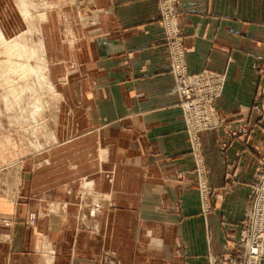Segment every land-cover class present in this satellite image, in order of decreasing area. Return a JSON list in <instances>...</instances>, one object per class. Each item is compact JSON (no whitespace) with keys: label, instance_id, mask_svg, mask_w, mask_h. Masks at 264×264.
Returning a JSON list of instances; mask_svg holds the SVG:
<instances>
[{"label":"crops","instance_id":"obj_1","mask_svg":"<svg viewBox=\"0 0 264 264\" xmlns=\"http://www.w3.org/2000/svg\"><path fill=\"white\" fill-rule=\"evenodd\" d=\"M70 2L66 21L60 11L59 19L49 13L42 34L52 78L77 73L66 85L82 89L89 112L83 119L97 125L85 136H94L98 149L90 161H67L62 184L70 186L77 178L69 176L87 169L78 179L92 178L110 203L95 217L86 211L91 218L78 224L67 205L46 213L41 196L33 203L17 200L9 213L0 199V264H209V255L224 257L240 236L264 150V112L253 109L264 87V0H179L188 69L225 73L216 107L249 127L225 148L222 129L201 135L214 191L207 213L159 1ZM112 137L119 139L106 140ZM31 213L34 225L28 224Z\"/></svg>","mask_w":264,"mask_h":264},{"label":"rangeland","instance_id":"obj_2","mask_svg":"<svg viewBox=\"0 0 264 264\" xmlns=\"http://www.w3.org/2000/svg\"><path fill=\"white\" fill-rule=\"evenodd\" d=\"M70 1L0 0V199H5V207H9L5 212L9 213L17 200L33 203L41 196L46 213L67 205L72 213H77L80 224L95 217L97 210L110 200L98 191L92 178L78 179L87 169L69 176L68 181L77 178V182L76 179L70 186L62 184L66 182L67 161H90L98 149V140L85 136L97 125L83 119L89 112L87 105L81 103L82 89L66 85L77 73H58L52 78L42 34L49 13L59 19L60 11L64 19L66 4L72 5ZM70 13L78 15L76 11ZM80 79L78 73L75 80ZM96 96L90 89V98L94 100ZM113 138L119 139L106 140ZM86 211L91 217L83 215ZM31 214L28 224L34 225ZM5 223L12 220L5 219Z\"/></svg>","mask_w":264,"mask_h":264},{"label":"built area","instance_id":"obj_3","mask_svg":"<svg viewBox=\"0 0 264 264\" xmlns=\"http://www.w3.org/2000/svg\"><path fill=\"white\" fill-rule=\"evenodd\" d=\"M163 30L169 47L171 73L175 79L189 149L193 156L203 212L211 209L213 188L209 183L206 154L201 135L208 130H223L222 147L237 135L248 133L247 124L224 118L216 107L226 83V74L209 69L191 72L186 61L184 37L179 21V0H158ZM264 87L256 95L253 109L264 112ZM202 207V208H203ZM36 215L31 214V222ZM210 256V264H264V150L255 168L241 232L233 245H228L224 257ZM222 261V262H221Z\"/></svg>","mask_w":264,"mask_h":264},{"label":"bare ground","instance_id":"obj_4","mask_svg":"<svg viewBox=\"0 0 264 264\" xmlns=\"http://www.w3.org/2000/svg\"><path fill=\"white\" fill-rule=\"evenodd\" d=\"M24 3H25V2H24ZM0 33H1V32H0ZM2 35H3V33H2ZM2 37H4V36H2ZM2 37H1V38H2ZM1 40L3 41L4 39H1ZM6 40H7V39H6ZM13 40H14V39H13ZM8 41H9V40H8ZM8 41H7V42H8ZM3 42H4V41H3ZM8 43H9V42H8ZM8 43H7V44H8ZM11 43H12V42H11ZM5 44H6V43H5ZM18 44H19V43H18ZM6 47H7V46H6ZM12 47H13V46H12ZM17 47H18V46H17ZM7 48H8V47H7ZM14 48H16V47H14ZM38 50H39V49H38ZM7 52H8V51H7ZM13 53H14V52H13ZM18 53H19V52H17V54H18ZM15 54H16V53H15ZM15 54H14V55H15ZM11 55H13L12 52H11ZM18 65H19V64H18ZM10 66H11V65H10ZM24 67H25V66H23V67H22L23 69H22V68H21V69L24 70ZM10 68H11V67H10ZM12 69H13V68H11V69H9V70H12ZM7 70H8V69H7ZM13 71H15V70H13ZM7 77H8V76H7ZM8 84H10V83H8ZM33 146H34V145H33Z\"/></svg>","mask_w":264,"mask_h":264}]
</instances>
